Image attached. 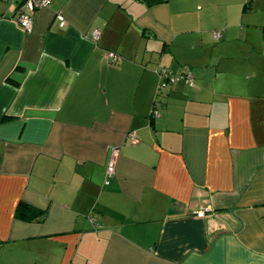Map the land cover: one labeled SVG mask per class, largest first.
Here are the masks:
<instances>
[{"label":"crops","instance_id":"crops-1","mask_svg":"<svg viewBox=\"0 0 264 264\" xmlns=\"http://www.w3.org/2000/svg\"><path fill=\"white\" fill-rule=\"evenodd\" d=\"M18 7L0 0V264H264V90L175 59L264 28V0H52L30 31ZM174 63L192 85L152 120Z\"/></svg>","mask_w":264,"mask_h":264},{"label":"rangeland","instance_id":"rangeland-1","mask_svg":"<svg viewBox=\"0 0 264 264\" xmlns=\"http://www.w3.org/2000/svg\"><path fill=\"white\" fill-rule=\"evenodd\" d=\"M254 21L259 25H264V11L257 12ZM263 30L262 26L251 28L245 38L238 36L236 34L238 31H236L231 36L229 35L230 41H218L216 45L204 46V48L196 46L192 52L179 51L176 52L175 59L180 61L179 65H184L187 61L196 63L197 66L192 68L196 72L191 69L193 76L195 77V73H203L204 76H201V82L205 87H210L219 81L230 78L238 82L240 90H264ZM179 65L174 63L172 65L173 71H170V73L176 74L185 69V66H181L180 69ZM156 78L154 96H156V90L158 89L157 75ZM196 82L197 79H195L194 85ZM219 88L238 90L228 85H221ZM161 98L156 96L158 100Z\"/></svg>","mask_w":264,"mask_h":264},{"label":"built area","instance_id":"built-area-1","mask_svg":"<svg viewBox=\"0 0 264 264\" xmlns=\"http://www.w3.org/2000/svg\"><path fill=\"white\" fill-rule=\"evenodd\" d=\"M6 1H12V0H6ZM20 4L25 10L22 9V7H18L16 9V18L15 21L18 24V26L23 30V31H30L31 26H32V13L35 10L39 9H47L50 7L52 0H19ZM59 21H63V18L61 16H58L57 18ZM99 35L98 31H94L92 33V36L94 39H97ZM264 35V33H263ZM215 38L219 37V33L216 32L214 34ZM107 56L115 60L116 55L114 53H108ZM157 76H158V89L156 90V96H160L161 93L166 90V88L176 82V81H183L187 85H192L193 81V76L192 73L189 70H183L181 72H178L176 74H172L168 72L167 70H157ZM158 108H159V102H157V99L155 98V103L152 105L151 108V115L153 118L157 119L159 118V113H158ZM114 155V152L112 153ZM113 160L111 159L107 165V174L111 175L113 173ZM199 215H201L199 213Z\"/></svg>","mask_w":264,"mask_h":264},{"label":"trees","instance_id":"trees-1","mask_svg":"<svg viewBox=\"0 0 264 264\" xmlns=\"http://www.w3.org/2000/svg\"><path fill=\"white\" fill-rule=\"evenodd\" d=\"M145 3L147 4H153V3H159L163 0H143ZM264 33V32H263ZM156 98V96H155ZM157 102H159V100L157 99ZM155 103V99L152 103V105ZM152 108V106H151ZM149 117L152 120H155V118L152 117L151 113L149 115ZM43 212L36 210L34 208H31L25 204H23L22 202H20L14 212V217L17 220H21V221H26V222H32L35 220H40V218L43 216Z\"/></svg>","mask_w":264,"mask_h":264}]
</instances>
